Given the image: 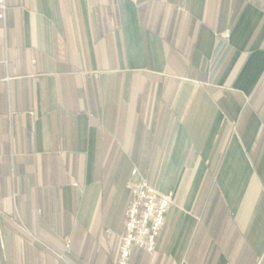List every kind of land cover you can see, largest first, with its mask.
I'll use <instances>...</instances> for the list:
<instances>
[{"label":"crops","instance_id":"crops-1","mask_svg":"<svg viewBox=\"0 0 264 264\" xmlns=\"http://www.w3.org/2000/svg\"><path fill=\"white\" fill-rule=\"evenodd\" d=\"M5 5L0 264H117L133 169L173 201L127 264H264V0Z\"/></svg>","mask_w":264,"mask_h":264},{"label":"built area","instance_id":"built-area-1","mask_svg":"<svg viewBox=\"0 0 264 264\" xmlns=\"http://www.w3.org/2000/svg\"><path fill=\"white\" fill-rule=\"evenodd\" d=\"M6 9L5 0H0V21H4ZM127 190L130 192V201L124 215L117 264H127L133 247H141L149 253L155 251L156 241L164 224V215L173 201L172 193L157 191L146 179L138 177L136 169L130 173Z\"/></svg>","mask_w":264,"mask_h":264},{"label":"rangeland","instance_id":"rangeland-1","mask_svg":"<svg viewBox=\"0 0 264 264\" xmlns=\"http://www.w3.org/2000/svg\"><path fill=\"white\" fill-rule=\"evenodd\" d=\"M13 227L16 228L17 233H14L12 235L6 236L4 241H14V240H20V241H28L29 239L32 240L33 238L30 236V234L25 233V229L22 225H20L19 222H14Z\"/></svg>","mask_w":264,"mask_h":264}]
</instances>
